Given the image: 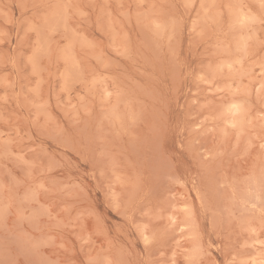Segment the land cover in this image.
I'll return each instance as SVG.
<instances>
[{
    "label": "rangeland",
    "instance_id": "rangeland-1",
    "mask_svg": "<svg viewBox=\"0 0 264 264\" xmlns=\"http://www.w3.org/2000/svg\"><path fill=\"white\" fill-rule=\"evenodd\" d=\"M262 3L0 0V264H264Z\"/></svg>",
    "mask_w": 264,
    "mask_h": 264
},
{
    "label": "snow or ice",
    "instance_id": "snow-or-ice-1",
    "mask_svg": "<svg viewBox=\"0 0 264 264\" xmlns=\"http://www.w3.org/2000/svg\"><path fill=\"white\" fill-rule=\"evenodd\" d=\"M261 7L264 8V3H262ZM260 22L262 25H264V18H261ZM238 23L241 26L248 25V24L254 23V18L242 16L238 19ZM30 59H32V57H30ZM262 68H264V65H262ZM240 110H241L240 105H238V104H232L231 105L230 111H231V114L233 116L237 115L240 112ZM232 127H235V123L232 124ZM260 148L264 149V143H261ZM41 187H43V186H41ZM261 188H262V192H264V183H262Z\"/></svg>",
    "mask_w": 264,
    "mask_h": 264
}]
</instances>
